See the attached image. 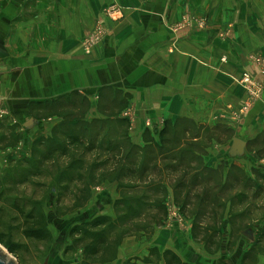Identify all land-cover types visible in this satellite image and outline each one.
Here are the masks:
<instances>
[{
  "label": "crops",
  "instance_id": "obj_1",
  "mask_svg": "<svg viewBox=\"0 0 264 264\" xmlns=\"http://www.w3.org/2000/svg\"><path fill=\"white\" fill-rule=\"evenodd\" d=\"M255 57L264 58V0H0V112L23 126L33 118L32 100L114 85L132 95L124 115L136 143H144L146 128L182 116L227 123L246 140L264 129V63ZM244 72L261 92L232 120L249 98L239 81ZM34 121L25 139L3 152L27 155L59 118ZM230 147L213 144L206 163L217 165ZM99 185L116 197V182ZM168 226L156 228L152 247L165 251L178 243ZM125 255L122 245L112 264H124Z\"/></svg>",
  "mask_w": 264,
  "mask_h": 264
},
{
  "label": "trees",
  "instance_id": "obj_2",
  "mask_svg": "<svg viewBox=\"0 0 264 264\" xmlns=\"http://www.w3.org/2000/svg\"><path fill=\"white\" fill-rule=\"evenodd\" d=\"M92 93H95L97 113L93 116L90 114ZM131 97L130 92L120 87L102 85L94 91L74 89L28 104L34 119L56 116L59 121L50 136L41 135L33 141L31 157L25 160L33 169H24L25 175L11 177L15 178L13 184L26 183L29 176L55 167L58 173L53 195L73 193L72 208H81L91 199L93 187L106 181L117 183L120 196L114 202L116 220L101 215L80 222L70 232V235L81 234L79 241L83 242L86 260L100 256L86 264H110L118 257L126 236L144 227L149 230L161 225L168 216L169 187L180 209L192 212L196 233L200 229L215 228L224 221L218 210L224 208L227 201L235 203L250 190H254L256 197L264 193V166L253 165L248 172L236 162L223 160L217 166L206 163L214 143H225L235 137L234 129L227 123H201L187 116L168 119L160 129L146 128L144 143H136L130 133V118L124 115ZM9 138L5 137L2 143L15 144L20 136L13 138V142L8 141ZM246 141V151L264 159V129ZM91 154L94 158L87 162ZM18 169H11L5 179L19 173ZM238 188L244 191L235 193ZM43 216L44 221L34 219L26 230L28 236L40 240L51 238V232L43 226L48 219L44 213ZM147 218V224L137 222ZM206 218L214 219L215 225L204 227ZM151 254L157 255L159 250L152 248ZM162 258L165 264H187L168 249ZM248 258L246 254L244 259Z\"/></svg>",
  "mask_w": 264,
  "mask_h": 264
},
{
  "label": "rangeland",
  "instance_id": "obj_3",
  "mask_svg": "<svg viewBox=\"0 0 264 264\" xmlns=\"http://www.w3.org/2000/svg\"><path fill=\"white\" fill-rule=\"evenodd\" d=\"M28 115L32 116L30 112ZM25 131L20 119L0 112V246L10 255L5 260L12 261V264H86V261H96L99 255L86 260L83 242L79 241L81 234L70 235V232L76 225H80V222L101 215L115 221L117 216L114 202L119 198V193L116 192V197L111 196L97 185L93 187L92 197L85 207L72 208L73 193L61 196L59 192L55 195L52 193L55 191L53 187L57 185L58 171L55 167L52 170H43L37 176H29L26 183L13 184L15 178L11 177L25 175L24 169H33L31 165H26L25 161L31 157L32 146L27 155L23 153L17 155L8 151V148L18 146L25 139ZM17 135L20 139L15 144L2 143L5 137L9 136L7 140L12 141ZM225 143L232 144V140ZM217 144L223 143H214L215 146ZM6 149L7 153L3 152ZM252 154L255 153L246 151L243 157H230L227 152L220 162L223 160L229 163L236 162L251 172L253 165L264 166L261 164L264 159L258 156L252 158ZM93 156L88 155L86 161L89 162ZM16 167L20 172L10 174L6 180L8 172ZM167 183L170 184L169 181ZM242 191H244L242 188H238L235 193ZM170 192L172 200L168 198L166 200L168 208L166 220L161 225L153 227V231L144 227V230L135 231L134 235L123 239L120 247L122 249L123 245L126 253L122 258L125 263L165 264L162 258L164 251L152 247L151 240L156 228L169 225L168 227L177 231L175 236L178 243L174 242V248L168 250L177 254L187 264H264V193L256 197L254 190H250L245 192L246 197L240 196L235 203L227 201L226 206L218 210L224 221L219 222L220 225H216L215 228L207 231L200 229V232L196 233L193 229L192 212L190 210L183 212L174 201L171 187ZM168 197L170 198L169 195ZM43 213L48 219V223L45 221L43 226L51 232V238L48 240L36 239L26 234L34 219L40 218L44 221ZM137 222L147 224L148 218L138 219ZM203 222L204 227L209 224L215 225L212 218H206ZM249 229L254 236L253 240L243 234ZM152 248H157L159 254H151ZM176 250L181 251V256ZM246 254L249 255L247 260L244 259ZM146 260L150 262L146 263Z\"/></svg>",
  "mask_w": 264,
  "mask_h": 264
},
{
  "label": "built area",
  "instance_id": "obj_4",
  "mask_svg": "<svg viewBox=\"0 0 264 264\" xmlns=\"http://www.w3.org/2000/svg\"><path fill=\"white\" fill-rule=\"evenodd\" d=\"M100 35L101 34L99 32H96L95 36L93 38L97 39L98 36H100ZM223 60H225V59H223ZM254 60L259 64L264 63L263 57H255ZM239 81L248 91L249 98L247 99V101L244 102V104L242 105V107L239 110L232 112V115H230V118L232 120H238L244 114H246L248 112V110H250L255 99L259 96V94L261 92L260 86L255 81V79L251 76V74H249L247 72L242 73Z\"/></svg>",
  "mask_w": 264,
  "mask_h": 264
},
{
  "label": "water",
  "instance_id": "obj_5",
  "mask_svg": "<svg viewBox=\"0 0 264 264\" xmlns=\"http://www.w3.org/2000/svg\"><path fill=\"white\" fill-rule=\"evenodd\" d=\"M34 118H29L28 121L24 123V126L29 128L34 123ZM247 141L242 137L235 136L232 140L231 147L228 151L230 157H243L246 153ZM243 234L253 240L254 236L251 230H245ZM9 252H7L2 246H0V264H12L7 262L5 258H9Z\"/></svg>",
  "mask_w": 264,
  "mask_h": 264
}]
</instances>
